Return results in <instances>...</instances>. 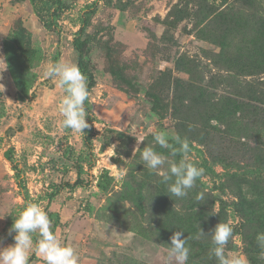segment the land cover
<instances>
[{
  "label": "rangeland",
  "instance_id": "rangeland-1",
  "mask_svg": "<svg viewBox=\"0 0 264 264\" xmlns=\"http://www.w3.org/2000/svg\"><path fill=\"white\" fill-rule=\"evenodd\" d=\"M76 40L95 77L84 133L63 127L66 93L43 75L78 65ZM0 76V248L35 203L79 264H166L175 231L186 264H217L219 223L226 255L264 264V0H0ZM177 136L204 169L183 198L141 159L178 162ZM37 235L29 264H45Z\"/></svg>",
  "mask_w": 264,
  "mask_h": 264
},
{
  "label": "clouds",
  "instance_id": "clouds-1",
  "mask_svg": "<svg viewBox=\"0 0 264 264\" xmlns=\"http://www.w3.org/2000/svg\"><path fill=\"white\" fill-rule=\"evenodd\" d=\"M43 75L58 80V86L66 93L60 107L63 127L84 133V130L90 127L85 109V102L89 99L90 93L87 78L79 66L74 62L61 61L48 65ZM169 139L170 134L167 131H158L154 135L155 142L162 148L170 147ZM175 139L180 144L179 151L184 154L178 162L147 146L141 152V159L150 170L162 177V182L168 185L171 196L183 198L194 187L197 179L203 176L204 169L189 160L190 146L187 139L181 140L179 136ZM173 155H176V150L173 151ZM197 199L202 200L203 195H198ZM13 232L15 243L0 248V264H29V252L33 248V236L36 233L39 234V239L35 243V252L43 258L45 264H79L76 249L61 242L52 231V221L48 214L38 204L30 203L24 207L15 219L9 234ZM200 234L207 235L202 229ZM210 234L214 245L211 254L216 258L217 264H248L243 256L225 254L226 245L233 236L230 224L219 223ZM257 241L259 246L264 248V233L257 235ZM187 242L183 231L174 232L167 251L166 264H186L190 252Z\"/></svg>",
  "mask_w": 264,
  "mask_h": 264
},
{
  "label": "trees",
  "instance_id": "trees-1",
  "mask_svg": "<svg viewBox=\"0 0 264 264\" xmlns=\"http://www.w3.org/2000/svg\"><path fill=\"white\" fill-rule=\"evenodd\" d=\"M75 44H76V50L79 53L78 66H79L80 70L82 71V73L86 76V78L88 80V83H89L88 84V89L90 90L94 86V84H95V77H94V74L89 70V68L87 67V65H86V63L84 61L81 45L79 44V42L77 40L75 41ZM86 145L88 147L91 146V136H88L86 138ZM6 155H10V152H7ZM7 160H9L11 162V159L10 158H7ZM18 177H19V179L22 178L20 171H18ZM20 183L21 182H19V185H20ZM35 239L36 240L39 239V235H37L35 237Z\"/></svg>",
  "mask_w": 264,
  "mask_h": 264
}]
</instances>
